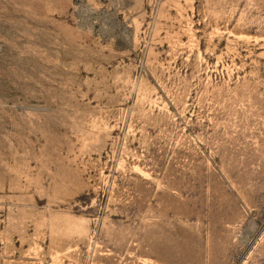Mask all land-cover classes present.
<instances>
[{"label": "rangeland", "instance_id": "rangeland-1", "mask_svg": "<svg viewBox=\"0 0 264 264\" xmlns=\"http://www.w3.org/2000/svg\"><path fill=\"white\" fill-rule=\"evenodd\" d=\"M0 264H264V0H0Z\"/></svg>", "mask_w": 264, "mask_h": 264}]
</instances>
